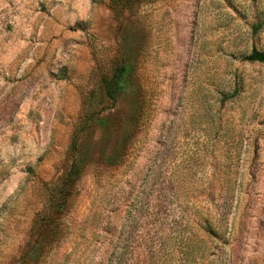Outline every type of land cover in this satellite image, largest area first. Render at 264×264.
Here are the masks:
<instances>
[{
    "label": "rangeland",
    "instance_id": "obj_1",
    "mask_svg": "<svg viewBox=\"0 0 264 264\" xmlns=\"http://www.w3.org/2000/svg\"><path fill=\"white\" fill-rule=\"evenodd\" d=\"M252 49L264 0H0V264H264Z\"/></svg>",
    "mask_w": 264,
    "mask_h": 264
},
{
    "label": "trees",
    "instance_id": "obj_2",
    "mask_svg": "<svg viewBox=\"0 0 264 264\" xmlns=\"http://www.w3.org/2000/svg\"><path fill=\"white\" fill-rule=\"evenodd\" d=\"M243 60L250 61V62H259L264 63V51L252 49L251 52L247 55H244L242 57ZM133 68L131 64L130 57L126 56L121 63L115 67L109 74L105 75L102 78V88H103V94L104 99L106 102H108V108H113L117 104V100L120 97H123L124 95H133L135 96L136 90L133 86ZM231 94L230 96H232ZM228 96H224L223 98L227 99ZM142 115L141 110H133L132 114L130 115L129 120V127L131 129H135L138 126V120ZM98 122L100 124H106L107 119L106 117H100L98 119ZM127 137H123L121 139V142L117 146V150L115 155L110 154L107 157V161L109 163H115L119 164L122 162L123 157L121 156V153L124 152L126 146H127ZM118 154V155H117ZM81 166H82V159L81 157H77L72 162L70 169L66 173L64 177V191L68 192L70 191L76 181L79 179V174L81 172ZM19 264H28L25 260H22Z\"/></svg>",
    "mask_w": 264,
    "mask_h": 264
}]
</instances>
